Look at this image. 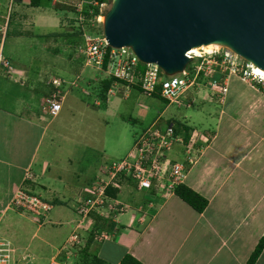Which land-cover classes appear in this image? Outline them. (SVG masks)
Segmentation results:
<instances>
[{"label":"crops","instance_id":"1","mask_svg":"<svg viewBox=\"0 0 264 264\" xmlns=\"http://www.w3.org/2000/svg\"><path fill=\"white\" fill-rule=\"evenodd\" d=\"M14 2L18 24L24 27V32L16 34H30L37 43H40V35L57 33L53 30L60 26L61 20L57 16L46 13L49 7L64 13L74 12L62 7L68 4L58 5L57 2L58 6H51L52 0L45 6H31L29 0ZM8 16L6 29L13 25L14 12L11 18L10 13ZM7 31L0 37V53L4 51L9 35ZM4 55L11 62L7 53ZM23 68L9 64L0 66V212L3 213L0 229L9 233V239L18 241L19 245L23 232L28 231L25 227L28 222L11 204L17 191L22 188L33 192L39 188L50 194L75 193L85 197L86 185L82 184L92 175L93 168L92 163L76 169L80 159L76 157L77 145L81 142L70 129H65L68 119L62 112L65 108L69 115L74 111V104L72 106L68 100L73 95L69 86H65L68 90L63 88L66 92L60 113L51 116L43 110V105L46 95H50L57 85L49 75L42 81L34 76L35 73ZM218 79L221 83L227 82L228 91L221 99L212 90L208 92V97L218 104L211 115L217 121L210 138L197 141L191 135L186 141L192 146V163L186 149L181 146L185 155L182 162L186 164L182 183L208 199L206 209L199 212L175 192L168 193L157 187L129 190L133 200L126 203L127 208L122 213H114L118 215L111 220L109 237L90 244L88 252L95 250L91 253L96 259L93 264H98L97 260L100 264H122L121 259L126 253L144 264L246 263L264 236V106L260 96L264 91H253V81L240 74L218 75ZM233 81L244 83L245 89L238 90L232 86ZM110 92L113 93L112 90ZM57 118L63 120L64 125ZM113 150L120 153L121 148ZM171 158L180 161L173 154ZM105 159H109L108 154ZM58 210L61 214H68L65 208ZM68 215L59 217L62 219L60 227H37L29 236L32 246L36 242L35 247L44 245L48 251H56L53 249L70 245L71 240L67 238L73 237V228L68 220L71 215ZM97 226L93 227L97 234L95 239L101 234L98 231L102 230ZM128 228L130 233L125 236ZM29 245H20L25 249L23 255H27L26 250L33 249ZM22 264L28 263L23 261ZM258 264H264V250Z\"/></svg>","mask_w":264,"mask_h":264},{"label":"rangeland","instance_id":"2","mask_svg":"<svg viewBox=\"0 0 264 264\" xmlns=\"http://www.w3.org/2000/svg\"><path fill=\"white\" fill-rule=\"evenodd\" d=\"M49 2L50 0H44V3H47L46 5H49ZM53 2L56 3L53 4ZM57 2L58 5L68 4L77 10L73 13L70 11L64 13L63 10L49 7L46 13L52 17L57 16V19L61 20L60 26L53 30H57V33L40 35V43H37L38 41L33 40L30 34H23L24 36L16 34L24 32L23 25H19L16 18L15 11L18 12L16 3L12 0H0V37L8 30L7 33L9 35L6 38L3 49L11 59V62L6 60L4 51H1L0 66L2 64L6 66L9 64L13 67L24 66L25 70L35 73L34 76L40 77L42 81L49 75L53 83L59 86L63 96L64 92H66L63 91V88L69 86V91L73 95L69 96L68 100L71 101L72 106L74 104V111L69 115L65 108L62 112L66 114L68 119V126L65 125V129H70L71 134L75 135L77 140L81 142V145H77L76 157L80 159L77 160L76 169L85 168L93 163L92 175L88 176L87 181H83V186L86 185V188H89L99 178L104 181L109 180L112 161L125 158L129 153V146L131 147L130 150H132L137 136L147 128H151L153 124H156V127H166L169 122H174L177 130L181 131L179 134L184 138L186 132H183V126L192 128V132L190 129L188 133L193 136L194 140L198 141L204 137L210 138L211 130L217 121L216 117L211 115L214 113V107L218 105L208 97L211 90L208 87L210 83L208 86L205 83H201V86L191 88L188 91L187 98L192 97L193 101L188 103L190 105L181 106L175 103L165 104L162 99L151 98L137 87L134 88L130 84H120V82L114 83L111 88L113 93L110 92L111 90H107L106 93L104 80L108 78V70L106 71L103 67L86 59L84 45L86 36L102 38L104 20H99V16L104 17L111 6L112 0H106L101 4L100 15L91 17L89 21L82 18L83 15L79 14V10L82 9L84 4L96 3V0H52L51 6L57 5ZM11 10L14 12V17H12L13 25L6 29V23L9 20L7 17H9V13H12ZM202 50H199V53L204 54L205 51ZM233 83L232 86L238 90L246 87L244 83L239 81H233ZM252 83L255 85L254 88L250 87L253 91H264V84L259 82V86L254 81ZM137 85L139 86L138 83ZM65 90H68V88H65ZM104 93L107 94L108 101L104 100L103 96L107 97ZM263 93L260 96L261 103L264 106ZM48 94L46 95L47 97L49 96ZM47 116L48 119H52V115ZM56 120L61 119L57 118ZM61 121L64 125L63 120ZM181 146H183L181 143H177L170 155L172 156L173 154L177 159L183 161L185 155ZM117 147L121 148L120 153L114 152L113 148ZM104 150H107L106 153L109 155V159H105L107 154ZM52 155L54 154L52 153ZM115 157L117 160H115ZM136 187L138 186L134 183V180L132 182L124 180V183L121 184V188H119L120 190L122 189V192L120 191L121 196L118 195L114 199V201L118 200V204L123 206V208L119 209L122 210L119 213H122L123 209L127 208V202L133 200L130 199L132 196L128 192H130L129 190H135ZM32 191H37V193H32L40 196L41 199L50 203L52 207L47 211H42L40 218H35L32 213H28L26 210H20L23 218L28 222V225L25 226L28 227V231L23 232L20 245L26 246L29 243V246H32L33 243L30 242L29 236L37 227H60L62 219H59V217L67 216L68 214L71 215L68 220L71 221L73 237L67 238V240H71L70 245H61L59 249H53L56 251H48L44 245L40 246V248L35 247L36 242H34L33 249L26 250L27 255H23L25 249L20 248L19 242H12L9 239L10 236L8 237L9 233L0 229V240L5 239L12 250L16 249L13 251L15 253L13 255L14 261L20 264L23 261L28 264H58L61 261H63L61 264L95 263L92 261L95 256L91 255L95 250L90 249L91 251L85 253L83 248L87 246L86 242L89 243L90 238H93L92 242H98L100 236L108 234L112 218L116 219L119 213L114 214L112 212L111 215L109 213L110 205L99 207V205L95 204L96 211H93L89 208L90 204L88 205L91 201L86 200L85 197L79 194H50L39 188ZM108 197L110 196L108 195ZM95 202H101V200L97 198ZM60 208L68 210V214L65 212L61 214L58 210ZM1 217H3L2 212L0 213V221ZM95 226L99 230L105 231L100 236H97V239H95L97 234L93 232V227ZM128 229L124 234L125 236L130 233V228ZM111 231H116V229H111ZM64 232L63 236L66 238V231ZM77 236L78 238H76ZM37 241L40 243V239H37ZM61 254L62 258L60 257Z\"/></svg>","mask_w":264,"mask_h":264},{"label":"built area","instance_id":"3","mask_svg":"<svg viewBox=\"0 0 264 264\" xmlns=\"http://www.w3.org/2000/svg\"><path fill=\"white\" fill-rule=\"evenodd\" d=\"M108 46L110 45L104 34L102 38L86 36L84 45L86 59L103 67ZM189 55L192 57L191 62L197 59L193 62L192 67L187 66L181 73L168 75L156 63L141 62L129 47H113L109 54L111 66L109 67V64L106 71L108 70V75H112L116 79L125 80L130 86L138 83L143 92L147 93L149 97H153L156 86L161 85L160 95L162 98L179 106L190 103L187 96L191 88L201 86V83H205L208 86V80L210 79H213V81L208 87L217 98L218 96L220 99L223 98L228 91V84L226 81L221 83L217 73L223 77L236 73L246 79L257 80L264 84V76L255 70L254 65L238 56L228 47L219 46V48L213 49L208 53ZM141 63L145 64V69L143 70L140 69ZM224 79L226 80V78ZM63 98V93L57 86L47 97L43 110L52 116H57L62 109ZM156 126V124H153L151 128H147L137 136L133 149L125 158L112 162L109 180L99 179L94 185L86 188L85 191L91 195V197L86 198V200L91 201V203H88V205L90 204L89 208L96 211L95 204L99 205V207L110 205L109 213L111 215L112 212L119 213V211H122L119 209L123 208V206L118 204V200L114 201L115 198L108 197L106 189L108 185L121 188L122 183L120 180L124 176L125 178L131 177L140 189L150 190L153 187H157L168 193L174 191L175 186L182 182L186 164L171 158L170 153L176 143H181L186 149L185 152L189 154V159L191 158L189 162L192 163L194 160L191 156L192 146L185 143V138L179 134L181 132L177 130L174 122H169L166 127ZM97 198L101 202H95ZM12 206L18 210H26L32 213L35 218H40L42 211H47L52 207L50 203L41 199L40 196L24 189L17 191L12 200ZM108 237L109 234L102 235L99 240ZM14 250L11 249L5 239L0 240V264H17L13 259Z\"/></svg>","mask_w":264,"mask_h":264},{"label":"water","instance_id":"4","mask_svg":"<svg viewBox=\"0 0 264 264\" xmlns=\"http://www.w3.org/2000/svg\"><path fill=\"white\" fill-rule=\"evenodd\" d=\"M103 34L168 75L185 70L191 49L213 43L264 69V0H112Z\"/></svg>","mask_w":264,"mask_h":264},{"label":"trees","instance_id":"5","mask_svg":"<svg viewBox=\"0 0 264 264\" xmlns=\"http://www.w3.org/2000/svg\"><path fill=\"white\" fill-rule=\"evenodd\" d=\"M12 1H14V0H12ZM105 1L106 0H96V3L95 2H93L92 4H87L86 3L82 7V9L79 10V14L80 15L82 14L83 15L82 18H84L87 21H89V19L91 17L100 15V12H99L100 5L103 4ZM28 4L31 5V6H38V5H40V6L44 5L45 6L47 3H44V0H29ZM62 7L64 9H67V10H74V11L77 10L75 7L72 8L69 5L62 6ZM10 17H11V14H10ZM112 48L113 47H111V46L107 47V52L105 54L104 62H103V69L104 70L107 69L108 64L110 62L109 54H110ZM196 60L197 59L193 60L188 66L192 67L193 64H194L193 62L196 61ZM140 69H142V70L145 69V64L141 63L140 64ZM218 75L219 74L217 73V76ZM107 76H108V78L104 80V87H105L104 90L106 91V93H107V90H111V88L113 87L115 82H120V84H128L125 80L116 79V77H114L112 75H107ZM212 81H213V79L208 80V84L211 83ZM131 86H133L134 88L137 87L139 90L143 91V89L141 88L140 85L138 86L137 84H132ZM53 91H54V89H53ZM106 93H104V95L107 96ZM160 93H161V85H157L156 86V90L153 93L154 94L153 98L162 99V100L165 101V104H169V101L164 99V98H162ZM103 97H104L105 101H108V96L107 97L103 96ZM189 100L192 101L193 98L191 97V98H189ZM183 128H184L183 132H186L184 134L185 135V139H186V141H189V139L191 137L190 133H188L190 131V128L188 126H183ZM178 131L181 132L180 130H178ZM124 180L132 182V178L131 177H126L125 178V176H124L123 179L120 180V182L124 183ZM119 191H120L119 188L114 187L112 185H108V187L106 189V194L109 195L112 198H115V197L118 196ZM174 192L177 195H179L182 199H184L186 202H188L191 206H193L199 212H203L206 209V207H207V205L209 203L207 198H205L203 195H201L200 193L196 192L191 187H189L188 185H186V184H184L182 182L175 186ZM88 197H91V195L89 193H87V196H85V198H88ZM92 239L93 238H90V241L87 244V247L84 248V252L85 253H88L89 245L91 244ZM263 250H264V236L259 240V242L257 243L255 249L253 250V252L251 253L250 257L248 258V260L246 261L245 264H258V258L261 255V253L263 252ZM87 256H88V254H87ZM93 261L96 263V259L95 258L93 259ZM97 262H98V264H100V260L99 261L97 260ZM121 263L122 264H144L140 260H138L136 257H134L133 255H131L129 253H126L122 257Z\"/></svg>","mask_w":264,"mask_h":264},{"label":"bare ground","instance_id":"6","mask_svg":"<svg viewBox=\"0 0 264 264\" xmlns=\"http://www.w3.org/2000/svg\"><path fill=\"white\" fill-rule=\"evenodd\" d=\"M99 20L103 21L104 17L100 16ZM219 44H209V45H204L201 47H197V48H193L189 51V54H199V50L201 51V49H203L205 52H211L214 48H219ZM202 50V51H203ZM255 70L259 73L262 74L264 76V69L254 65Z\"/></svg>","mask_w":264,"mask_h":264},{"label":"clouds","instance_id":"7","mask_svg":"<svg viewBox=\"0 0 264 264\" xmlns=\"http://www.w3.org/2000/svg\"><path fill=\"white\" fill-rule=\"evenodd\" d=\"M229 48V47H228ZM253 64V63H252ZM254 65V64H253ZM250 80H252V79H250ZM252 81H254V82H257V83H259L257 80H252ZM261 83V82H260ZM262 84V83H261ZM143 92V91H142ZM154 97V96H153Z\"/></svg>","mask_w":264,"mask_h":264}]
</instances>
